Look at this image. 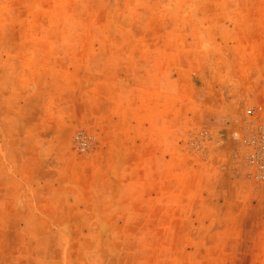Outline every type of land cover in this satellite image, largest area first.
<instances>
[{"label": "rangeland", "instance_id": "374dc122", "mask_svg": "<svg viewBox=\"0 0 264 264\" xmlns=\"http://www.w3.org/2000/svg\"><path fill=\"white\" fill-rule=\"evenodd\" d=\"M264 0H0V264H264Z\"/></svg>", "mask_w": 264, "mask_h": 264}, {"label": "built area", "instance_id": "2783aa9c", "mask_svg": "<svg viewBox=\"0 0 264 264\" xmlns=\"http://www.w3.org/2000/svg\"><path fill=\"white\" fill-rule=\"evenodd\" d=\"M246 123L234 136L247 147L256 178L264 183V104L248 108Z\"/></svg>", "mask_w": 264, "mask_h": 264}]
</instances>
